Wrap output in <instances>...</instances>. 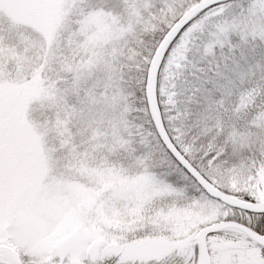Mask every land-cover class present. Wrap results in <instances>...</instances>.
<instances>
[{"label":"snow or ice","instance_id":"1","mask_svg":"<svg viewBox=\"0 0 264 264\" xmlns=\"http://www.w3.org/2000/svg\"><path fill=\"white\" fill-rule=\"evenodd\" d=\"M0 264H264V0H0Z\"/></svg>","mask_w":264,"mask_h":264}]
</instances>
